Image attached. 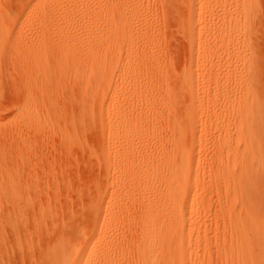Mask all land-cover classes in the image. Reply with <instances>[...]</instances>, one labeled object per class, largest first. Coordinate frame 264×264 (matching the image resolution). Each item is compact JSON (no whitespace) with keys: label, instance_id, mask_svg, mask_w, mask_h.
Here are the masks:
<instances>
[{"label":"rangeland","instance_id":"374dc122","mask_svg":"<svg viewBox=\"0 0 264 264\" xmlns=\"http://www.w3.org/2000/svg\"><path fill=\"white\" fill-rule=\"evenodd\" d=\"M102 2L0 0V264H71L68 257L73 248L96 230L97 208L106 200L109 211L113 210L111 198L116 193L125 201V215L107 221L109 228L119 223L122 229L113 234L103 227L110 233L106 242L126 250L122 259L114 255L121 264H140L135 245L150 207L155 208L161 199V180L149 181L163 156L192 168L188 194L196 195L193 187L199 162L205 172L194 199L198 208L206 203L205 208L194 212L183 209L182 213L188 225L193 217L202 220L201 239L196 235L192 246L207 240L211 252L204 258L203 252L193 249L185 264H191V257L208 258L205 264H226L222 251L233 246L230 215L245 220L246 187L253 177L264 185V0L110 2V7H123L124 3L131 12L127 24L145 30L137 49L149 56L143 67L145 83L160 105L155 118L150 117L148 125L133 127L126 139L118 133L116 118L110 124L106 107L99 106L104 86L93 61L100 47L97 14ZM195 28L206 32L201 38H192ZM34 62L46 67L45 71ZM85 81L87 88L83 87ZM193 85L198 86L194 88L198 92ZM245 98L249 104L241 102L244 106H251L252 99V106L256 102L254 110L251 108L253 124L250 114L248 122L245 120L250 107L240 114L231 111L236 109L231 105ZM229 99L234 100L231 109L225 105ZM80 105L89 110L83 120ZM242 105L237 108L242 110ZM229 121L228 129L224 124ZM255 126L256 131L250 132ZM255 145L262 151L263 168L254 171L247 166L244 172L236 162H249L246 148ZM229 148L240 151L235 157ZM184 154L186 158H180ZM132 165L135 176L127 177V172H133ZM223 169L246 177L241 193L232 192L227 214L223 210L229 197L219 181ZM132 188L136 190L130 193ZM261 188L263 191L264 186ZM181 195L175 194L183 205ZM170 217L166 237L176 231L175 214ZM246 226L243 222L240 230L245 231ZM101 244H95L93 250L97 252ZM93 258L89 257L92 263L88 260L87 264H98Z\"/></svg>","mask_w":264,"mask_h":264},{"label":"bare ground","instance_id":"6f19581e","mask_svg":"<svg viewBox=\"0 0 264 264\" xmlns=\"http://www.w3.org/2000/svg\"><path fill=\"white\" fill-rule=\"evenodd\" d=\"M102 1H103L102 3L104 4V6L101 3L103 8L100 10L101 13L99 12V14H97V16H98L97 20H99V23H100L99 24V26H100V31H99L100 47H99V50L95 53L96 55L94 54L95 56H94V61H93L94 64L98 65L99 71L97 72V76H98L99 80L102 81L103 86H104L103 90L100 92L99 106L106 107L107 119L109 120L110 124L112 123V119L116 118L117 123H118V129H117L118 133H120L121 136L124 135V138L126 139L128 136L127 134L129 132V130H131L133 127H136L139 124L148 125L149 124L148 121H149V119H151L150 117L153 116V118H155L156 113H157L160 105H159V101H157L156 99L153 98V96H152L153 91L145 83V80H146L145 77L147 75H146V72L143 71V67H145L146 63L149 61V59H148L149 56H146L147 54L143 55L144 53L142 54V52H139V50L137 49V45L139 43V40L144 36L145 30L143 28L140 29V27L137 28L136 26L127 24V19L129 20L131 12L127 11L128 8L126 9V7H124V3H123V7H121V6L118 7V5H120V4H118L116 6L113 3L112 4L115 6L110 7L109 5H110V2L112 0L111 1L110 0H102ZM75 3H72V4H75ZM132 6L134 7V4H133V2L130 1L129 2V8L132 9L131 8ZM45 14L47 15V13H45ZM202 29H205V28H202ZM200 30H201L200 28L198 30H196V28H195L194 31L191 32L192 33L191 35H193L192 38L193 37L197 38L200 36V34L203 35L206 32V30H204V32L200 31ZM199 38H201V37H199ZM196 44L198 45V43H196ZM197 45H195L196 46L195 49L197 48ZM28 60H29V58H28ZM33 60H35V59H33ZM33 66H34V64H33ZM36 66H37V64H36ZM37 67H39V66H37ZM42 68H44V66L39 67V69H42ZM45 68L43 69L44 71H45ZM36 70L37 69H35V71ZM197 70L199 71L198 68H197ZM197 70H195V71H197ZM248 70L250 71L249 68H248ZM249 74H251V73H249ZM241 75H243V74H241ZM241 75L236 74L237 77H239ZM250 76L251 75H249V77ZM226 77H228V76H226ZM243 77H244V75H243ZM243 77H242V79H243ZM239 78H237V79H239ZM227 79H229V77ZM242 79H240V80H242ZM244 79H246V78H244ZM248 79H246V81ZM240 80H238V81H240ZM243 80H242V82H243ZM190 81H191V79H190ZM218 82H217V85L219 84ZM189 83L187 81L186 85L188 86ZM192 84H191V87H192ZM194 86L195 85H193V90H195L194 88L198 87L197 85L195 87ZM83 87H85V88L88 87V81H85ZM189 89H191V88L189 87ZM198 90H195V91L198 92ZM189 93H191V91H189ZM217 93H219V91ZM217 93H216V96L218 98V97H220V93H219V95H217ZM253 93H252V95L255 94V93L254 94ZM191 94H189V95H191ZM196 95L198 96V93ZM196 95H194V97ZM224 95L227 96V92ZM121 96H124V97H123L122 101L121 100L119 101ZM255 96H253L252 98L254 99ZM248 97H249V99L245 98L243 100L246 101L248 99L250 101L251 97L250 96H248ZM217 98H216V100H221V99H217ZM226 99H228V97ZM241 99H240V101H239V99L238 100L236 99L239 102V104L238 103L234 104V102H233L234 100L231 101V102H233L232 104H234V105H231L230 99H229V101L228 100L227 101L223 100V101L226 102V103L224 102L225 105L228 103V106H230V105L234 106L233 109L236 108L235 110H232L231 106H230V109L233 112L234 111L236 113L238 112V114H240L239 113L240 111L248 110L249 107L251 109L252 107H255V105H256V102H255L254 106H252L254 103V100H255V99L254 100L252 99L251 100L252 102H250L251 106H248V107L246 105L244 106V104L242 105L240 103L242 102V103H246V104L248 103L249 104V101L247 100V102H244V101H241ZM236 100H235V103L237 102ZM225 105H224V107H225ZM238 105L240 107L242 105V107L244 106V108H242V110L241 109L239 110L237 108V107H239ZM81 107H82L81 114L83 113V116H81V114H80L79 117L82 118V120H83V117L87 115L89 110L86 106H81ZM227 107H226V109L229 108V107L228 108ZM256 108L258 109V107H256ZM252 109L250 111L251 113L248 111L245 114V117H247V118H245V120L247 122H248V120H247L248 115L247 114H250V118H251L250 120H252L250 124H253V122H254L253 118H252V116H253ZM258 111H260V110L258 109ZM241 114H242V112H241ZM254 115H255L254 117L257 116V114H254ZM260 116H261V114H260ZM86 121H87V119H86ZM256 121L257 120H255V122ZM247 122L246 123L242 122L241 124H243V126H245L244 123L247 124ZM230 123L231 122L229 121V123L224 124V126L226 125V128L229 129V127L227 125L229 124V126H230ZM258 123L262 124L260 121V122H257V124H255V125L257 126ZM256 126L254 128H249L250 129L249 131L252 133L254 131H256L255 130L257 128ZM261 127H262V125H261ZM259 128H260V126H259ZM256 133H258V132H256ZM254 136H255V134H254ZM250 140H251V138H250ZM111 145L112 146L114 145V147L118 146V145H115L114 143H112ZM256 145L246 148V153L248 154V161L249 162H247L245 160H240V159H239L240 160L239 162H236V165L241 167L244 172L248 170L247 166L253 167L254 171L256 169L263 168L262 160H260V158H259V154L262 155V153H261L262 151H261V149H259L260 147L258 146V148H257ZM129 149L130 148H128V150ZM239 151L240 150L238 148H234V149L229 148V154H232L235 157L237 156ZM182 157L186 158V154H184L180 158H182ZM221 158L224 159L225 157L221 156ZM185 165H186L185 163H182L180 165L179 162H176L174 160L172 161L169 158V156H163L161 159V164H160L159 168H156L155 170H153L152 176L150 178L151 180L149 181V183L151 181L154 182V181L161 180L162 184L164 185V188H163V190H161L162 191L161 192V199H160L159 203L157 205H155V208L150 207V211L148 212V217L145 218L143 223H142V228H141L142 230L140 232L141 234H139L140 240H138L139 238L137 239L139 241V243L136 242V245H135L137 247H136V251H135V249H134V251H135V253L136 252L138 253L137 258L139 257V259L137 261H139L140 264H185V261L187 259V253L188 252L190 253L193 249H196V251H198L199 253L203 252L201 254L203 256H204V254L206 256V253L208 255V252L211 250L208 248V247H210V245L208 244L209 246H207V244H206L207 240H206L205 244H202L203 242L201 243L199 241L196 243V245L194 247L192 246V241L196 235L199 239H201L202 232L199 230V226L201 225L202 220L199 218L193 217L190 219V225H188V223H187L188 219L182 213L183 209H188V210L191 209L194 212L195 209L196 210H203L205 208L206 203H202L201 207H199V208H198L199 204L197 202H196L197 204L195 203V200L198 198V193H199V189L197 187L201 183V179L202 178L205 179V174H204L205 172H204V170H202L203 168L201 167L202 166L201 162H199L197 169L195 171V179H194V187H193L194 188V194H196V195L188 194V193H186V191H187V186L190 183V179H191L190 174H191L192 168L190 167V169H186ZM130 168H129V170H130ZM133 168H135L134 165H132L131 170H133ZM134 170H133V172H134ZM229 170L230 169H227V170L223 169L222 174H221V172H219L220 174L218 173L220 175V179L218 178L219 176L217 177L219 179V181H221V183L224 184V187L227 189V194H228L227 197H229L228 200L225 201L226 202L225 207H227V208H226V210H223V212H225L226 214L229 212L230 207L232 206L231 205V203H232L231 202L232 192L236 191V192L241 193V190H243V181L245 183V179H246V177L244 178V177L237 176L236 174L230 173ZM129 172H130L129 174L127 172V175H126L127 177L131 176L133 174L135 176V172L134 173L132 171H129ZM257 174H254V175H257ZM147 181H145V182H147ZM261 182L263 183V181H261ZM12 183H13V181H12ZM249 183H250L248 185L249 187L248 186L246 187L247 189L249 188L248 189L249 195L247 194L248 195V198H247L248 204H247V209H246L247 217L245 218V220H241L240 217L237 218V216L230 215V218H229L228 223H230V232H231L232 237H233V246L230 247L231 249H225L224 251H222L224 258H226V262H225L226 264H264V246L261 247L262 243H264V209L261 208V206L264 208V205H263L264 199H262V201H263V203H262L261 198H260V195H261V197L263 196V194L260 191H262L261 187L264 185L262 183H261L262 184L261 185L258 178L255 179L254 177L252 178V180H250ZM142 185H143V183H142ZM135 190H136V188H132L130 193L134 192ZM15 192H12L10 194L15 195ZM179 192L182 193V195H183V198L181 199L182 202H185V204H183V205L180 204V197L175 196V194L177 195V193H179ZM116 194L111 198L112 204L115 206V208L113 207L114 208L113 210L109 211V208H107V206L105 204L106 200H104V202H102L99 205V207L97 206L98 207L97 212H96L97 213V215H96L97 219H96V225H95L96 230L91 237L86 238L85 242L82 243V245H80V246L78 245L79 247L76 246L77 248H73L74 251H72L73 254L71 252V258L68 257L70 259V261L72 259L71 264H87L89 257H91V258L94 257L95 260L98 262V264H121L119 262L120 259L118 260L116 257H114V255H117V257L118 256L121 257L123 252L126 250L124 248H119L118 245L116 246L118 248H115V246L112 245V243L109 244L110 242L109 243H108V241L106 242V239H107L106 237L110 233H107L108 229H104L106 226L108 228L110 227V226L106 225L108 220H111L114 218L118 219V218H121V216L125 215L124 214L125 211H124V207H123L124 206L123 203L125 201L122 199V196H120V194H118V193H116ZM182 195H181V197H182ZM17 196L18 195H16V198H17ZM12 197H15V196H12ZM131 197H133V195ZM129 203L132 204L133 200L130 199ZM16 204H17V202H16ZM112 204H110V205H112ZM170 210H171V212L169 213ZM171 214H175V220L173 222V225L176 227L175 228L176 231H175V233L171 234L170 236L168 235V237H166L165 236L166 228L167 229L171 228V223H172L171 217H170ZM243 222H246V225H247L246 226L247 229L245 231L240 230ZM117 224L118 225H114L111 228H109L108 232H113V234H114V232L116 230H119L120 224L119 223H117ZM121 229H122V227H121ZM121 229H120V231H121ZM117 233H119V232H117ZM110 237H111V235H110ZM110 239L112 240V237ZM119 239H121V238H119ZM97 241H99L98 243H102L101 244L102 246L96 252L95 250H93V247L95 246V244H98ZM124 242H123V244H124ZM259 243L261 246L259 245ZM60 244H61V242H60ZM119 245H120V243H119ZM131 247H132V245H131ZM123 249H124V251H123ZM65 252H66V250H65ZM198 252H196V254ZM205 256H204V258H205ZM121 259H122V257H121ZM207 259H202V258L201 259H193V257H191L190 263L191 264H205V263H207V262H205ZM89 262L92 263L90 260H89ZM122 263L124 264V261H122Z\"/></svg>","mask_w":264,"mask_h":264}]
</instances>
